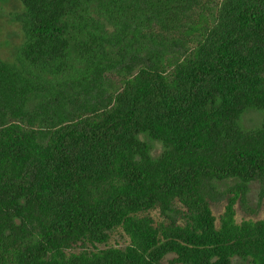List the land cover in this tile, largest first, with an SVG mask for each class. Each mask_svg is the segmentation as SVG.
Masks as SVG:
<instances>
[{
  "label": "trees",
  "instance_id": "trees-1",
  "mask_svg": "<svg viewBox=\"0 0 264 264\" xmlns=\"http://www.w3.org/2000/svg\"><path fill=\"white\" fill-rule=\"evenodd\" d=\"M20 1L0 264H264V0Z\"/></svg>",
  "mask_w": 264,
  "mask_h": 264
},
{
  "label": "rangeland",
  "instance_id": "rangeland-1",
  "mask_svg": "<svg viewBox=\"0 0 264 264\" xmlns=\"http://www.w3.org/2000/svg\"><path fill=\"white\" fill-rule=\"evenodd\" d=\"M23 11L24 7L20 0H0V57L8 62H16L18 50L24 41L21 24L16 20V15L22 14ZM261 120L262 116L260 114L251 113L242 119V125L246 129H252L258 126ZM258 195L259 187L253 185L247 205L249 209H242L239 203L236 204V220L238 223L243 220H255L263 217ZM226 205L227 201H224L213 206L218 222L226 210ZM153 217L156 221L160 220L159 213H153ZM110 244L113 247L123 248L130 244V239L121 230H118L113 233ZM172 258V256H168L164 264H168V260ZM234 262L235 264H249L237 259Z\"/></svg>",
  "mask_w": 264,
  "mask_h": 264
}]
</instances>
